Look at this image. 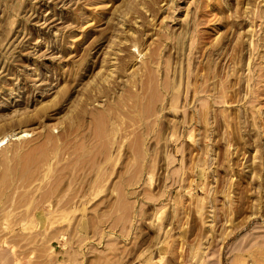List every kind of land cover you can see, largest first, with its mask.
<instances>
[{
	"label": "rangeland",
	"instance_id": "374dc122",
	"mask_svg": "<svg viewBox=\"0 0 264 264\" xmlns=\"http://www.w3.org/2000/svg\"><path fill=\"white\" fill-rule=\"evenodd\" d=\"M0 264H264V0H0Z\"/></svg>",
	"mask_w": 264,
	"mask_h": 264
},
{
	"label": "bare ground",
	"instance_id": "6f19581e",
	"mask_svg": "<svg viewBox=\"0 0 264 264\" xmlns=\"http://www.w3.org/2000/svg\"><path fill=\"white\" fill-rule=\"evenodd\" d=\"M3 254V253H2Z\"/></svg>",
	"mask_w": 264,
	"mask_h": 264
}]
</instances>
